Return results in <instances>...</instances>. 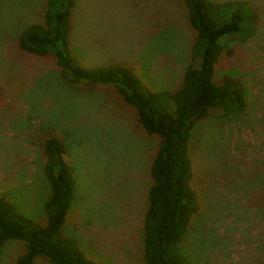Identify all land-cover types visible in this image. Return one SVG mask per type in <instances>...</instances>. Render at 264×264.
Wrapping results in <instances>:
<instances>
[{
    "label": "rangeland",
    "instance_id": "rangeland-1",
    "mask_svg": "<svg viewBox=\"0 0 264 264\" xmlns=\"http://www.w3.org/2000/svg\"><path fill=\"white\" fill-rule=\"evenodd\" d=\"M148 1L76 0L71 49L78 63L90 66L107 54L117 62H127L159 90L179 85L178 66L171 62L158 67L155 61L161 64L163 57L159 59L157 52L169 50L184 68L195 34L182 14L177 19L171 11L174 0ZM245 1L260 10L258 32L245 45H236L241 52L235 63L241 68L227 70L247 86L251 107L238 122L224 121L215 113L209 130H196L193 139L199 142L202 134L201 157L192 170L193 187L201 197L200 232L188 236L186 246L192 243L197 264H264V214L248 205L252 194L242 180L256 174L264 181V0ZM43 9L44 0H0V195L13 192L10 201L25 200L26 206L18 205L29 220L41 214L45 194L34 196L38 187L32 181L37 180L43 156L30 139L46 123H57L46 133L61 139L70 134L67 141L77 144L71 149L72 156L68 155L77 176L76 200L66 225L77 232L84 257L98 264H143L140 220L150 182L148 168L158 142L144 132L135 111L112 89L72 95L59 86L50 95L53 88L47 84L39 96L33 76L39 77L41 70L43 77L51 76L50 61L33 63L15 55L14 65L8 62L14 53L15 32L39 21ZM147 11L151 15L147 24L158 15L175 22L170 25V40L145 43L153 28L152 24L145 27ZM14 89L17 99L12 96ZM5 111L13 117L10 126L2 119ZM211 172H216L214 180L205 174ZM197 239L207 241L194 242ZM23 247L18 242L7 243L0 251V264H14ZM34 264L48 263L41 259Z\"/></svg>",
    "mask_w": 264,
    "mask_h": 264
},
{
    "label": "trees",
    "instance_id": "trees-1",
    "mask_svg": "<svg viewBox=\"0 0 264 264\" xmlns=\"http://www.w3.org/2000/svg\"><path fill=\"white\" fill-rule=\"evenodd\" d=\"M75 6L76 0H44L41 19L15 32L14 53L7 60L14 65L17 55L19 60L33 63L50 61L51 76L43 77L42 70L39 77L33 76L39 96L40 88L48 87L47 84L53 88L54 94L50 95H55L59 86L65 94L72 95L112 89L122 103L135 111L140 127L158 142L148 168L150 182L140 220L143 264H197L192 243L186 246L188 236L200 232L197 214L201 197L193 187L192 170L201 157L202 134L199 142L194 143L193 139L196 130H209V121L215 113L224 121L238 122L251 107L247 86L227 69L241 68L235 63L236 54L241 52L236 45H245L256 36L260 10L245 0H174L171 11L177 19L182 14L195 39L189 46V60L184 68L169 50L157 52L159 59L163 57L161 64L155 61L158 67L172 62L178 66L175 68L178 78L180 74V83L173 90H159L146 83V77L138 76L127 62H117L107 54L90 66L78 63L71 49ZM146 16L145 27L153 25V28L144 42L170 40V25L175 22L158 15V19L147 24L151 15L148 12ZM20 92L25 96V92ZM15 94L14 89L13 99H17ZM3 115L5 124L10 126L13 117L6 111ZM45 125L30 139L43 156L37 180L32 181L38 187L33 195L45 194L41 214L29 220L22 210L25 200L10 201L13 192L0 195V251L7 243L18 242L24 251L14 264H34L41 259L48 264H98L84 257L77 232L66 225V216L76 200L77 176L68 155L72 156L71 149L77 144L67 141L70 134L61 139L46 133L56 128L57 123ZM205 165L210 166L207 161ZM205 174L212 180L217 178L216 172ZM242 180L252 194V203L248 205L264 214L263 179L255 174ZM24 190L29 197L25 186ZM258 196L262 199L256 200ZM203 241L207 240H194Z\"/></svg>",
    "mask_w": 264,
    "mask_h": 264
}]
</instances>
